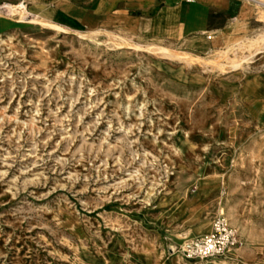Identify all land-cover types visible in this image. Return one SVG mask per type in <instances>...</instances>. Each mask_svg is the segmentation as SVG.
I'll return each mask as SVG.
<instances>
[{"label":"rangeland","instance_id":"obj_1","mask_svg":"<svg viewBox=\"0 0 264 264\" xmlns=\"http://www.w3.org/2000/svg\"><path fill=\"white\" fill-rule=\"evenodd\" d=\"M238 1L220 36L11 17L0 264H264V0ZM219 215L240 243L186 260L182 243Z\"/></svg>","mask_w":264,"mask_h":264},{"label":"crops","instance_id":"obj_2","mask_svg":"<svg viewBox=\"0 0 264 264\" xmlns=\"http://www.w3.org/2000/svg\"><path fill=\"white\" fill-rule=\"evenodd\" d=\"M19 2H24L32 15L70 32L97 30L105 23L120 19L141 23L154 35L175 32L190 36L206 31L220 36L227 29L228 21L240 17L244 11L238 0H0L10 5ZM17 26L11 17L0 18V32ZM260 79L256 90L264 95V78Z\"/></svg>","mask_w":264,"mask_h":264},{"label":"built area","instance_id":"obj_3","mask_svg":"<svg viewBox=\"0 0 264 264\" xmlns=\"http://www.w3.org/2000/svg\"><path fill=\"white\" fill-rule=\"evenodd\" d=\"M23 4L27 8L24 2H19L13 6L21 10ZM5 5L0 3V16L8 17L9 14L5 10ZM239 243L237 230L226 216L219 215L214 218L208 233L186 239L180 247V253L188 261L212 259L225 255Z\"/></svg>","mask_w":264,"mask_h":264},{"label":"bare ground","instance_id":"obj_4","mask_svg":"<svg viewBox=\"0 0 264 264\" xmlns=\"http://www.w3.org/2000/svg\"><path fill=\"white\" fill-rule=\"evenodd\" d=\"M4 7H5V10L7 11V13L9 14L8 17H14L17 15V16H19V19H17V21H19V22L20 21L21 22L35 21V22L39 23L41 26L48 28L50 30H53L55 32L70 33V30H68L67 28H65L63 26H60L56 23H52L51 21H48L46 19L40 18V16L32 15V13H30L29 10L27 8H25L24 4L21 6V8H22L21 10H19L18 7H14L13 5H10L8 3ZM201 231H202V229H201ZM201 231L199 233H201Z\"/></svg>","mask_w":264,"mask_h":264},{"label":"trees","instance_id":"obj_5","mask_svg":"<svg viewBox=\"0 0 264 264\" xmlns=\"http://www.w3.org/2000/svg\"><path fill=\"white\" fill-rule=\"evenodd\" d=\"M81 29H83V28L81 27Z\"/></svg>","mask_w":264,"mask_h":264}]
</instances>
